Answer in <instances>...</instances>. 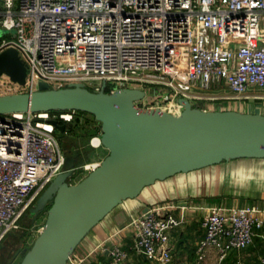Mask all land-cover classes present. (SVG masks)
<instances>
[{
	"label": "built area",
	"instance_id": "1",
	"mask_svg": "<svg viewBox=\"0 0 264 264\" xmlns=\"http://www.w3.org/2000/svg\"><path fill=\"white\" fill-rule=\"evenodd\" d=\"M8 47L18 49L28 74L24 85L2 75L0 94L32 92L41 81L54 88L82 83L93 91L106 84L109 93L143 89L136 102L143 109L179 115L181 98L205 109H235L226 91L249 104L264 93V0H0V52ZM54 120L66 125L65 134L75 124L99 127L91 145L102 146L100 123L81 111L0 115V243L63 172L67 155ZM102 159L76 165L74 178ZM176 207L159 202L129 221L137 254L173 263L171 233L181 223ZM201 227L196 264L210 255L221 263L264 237V208L210 205ZM99 249L109 254L101 264L129 260L119 243ZM92 254L68 264H93Z\"/></svg>",
	"mask_w": 264,
	"mask_h": 264
},
{
	"label": "water",
	"instance_id": "2",
	"mask_svg": "<svg viewBox=\"0 0 264 264\" xmlns=\"http://www.w3.org/2000/svg\"><path fill=\"white\" fill-rule=\"evenodd\" d=\"M27 74L18 49L0 52V77L24 85ZM105 87L93 91L72 83L54 88L41 81L32 92L0 94V115L54 110L91 114L101 125L99 139L108 150L100 164L77 181L73 169L79 159L66 156L63 172L31 209L33 218L44 211L46 218L19 264H68L109 213L157 181L231 159L264 158V111L205 109L181 98L183 110L175 115L141 108L136 102L145 97L143 89L124 87L109 93ZM53 123L63 138L66 125Z\"/></svg>",
	"mask_w": 264,
	"mask_h": 264
},
{
	"label": "crops",
	"instance_id": "3",
	"mask_svg": "<svg viewBox=\"0 0 264 264\" xmlns=\"http://www.w3.org/2000/svg\"><path fill=\"white\" fill-rule=\"evenodd\" d=\"M80 128L86 127L81 125ZM88 133L90 131L78 130L67 136L71 145L74 143L67 153L85 154L87 151L77 140ZM166 201L179 205L174 209V214L181 221L171 233V245L176 258L172 264H196L197 243L204 235L201 220L206 212L205 206L228 203L239 206L257 204L264 208V158L231 159L155 182L144 188L138 197L125 200L109 213L85 237L71 259L79 260L93 251L92 263L101 264L109 258V254L101 251L99 245L104 244L109 248L112 243H119L129 253L126 264H150L146 257L133 250L132 233L126 225L148 207ZM263 255L264 237L258 236L249 247L231 252L218 264H261L259 260Z\"/></svg>",
	"mask_w": 264,
	"mask_h": 264
},
{
	"label": "rangeland",
	"instance_id": "4",
	"mask_svg": "<svg viewBox=\"0 0 264 264\" xmlns=\"http://www.w3.org/2000/svg\"><path fill=\"white\" fill-rule=\"evenodd\" d=\"M222 95L227 96V97L230 96V98H229V100L231 102L230 107H235V109L248 111L249 108H246L243 106H246V104L247 103L249 104V102L245 103L244 99H242V98L241 99L240 98H231V94L228 91H226ZM261 96H262V98L257 99V100H252L253 102L250 103L249 105H247V106L251 107L250 111H252V112L264 111V93L263 92L261 93ZM207 104H210V103H207ZM209 106H211V105H209ZM84 115H86L87 117H90V119L94 120V117L91 114L84 112ZM78 130L84 131V132L90 131V133L86 134L85 137H83L82 139L76 138V139H78L77 140L78 143L83 146L85 151H87L85 154L81 155L79 162L89 163L92 161H96L99 158H104L107 155L108 150L104 146H101L99 148H95L90 144L91 138L93 137V131H99L100 130L99 127H97V128L93 127L92 129H90V127H88L87 129L86 128L81 129L80 126H77L75 124L73 131H78ZM79 178H80V176L75 177L74 181L79 180ZM168 202L174 203L173 201H168ZM217 204L229 205L228 203H217ZM211 205H214V203ZM33 207H34V204L31 208H29V210H27V212L21 218V220L19 222L20 223L19 228L12 230L0 243V247H1L0 248V257L2 260H4V262H2L0 264H19L23 254H24V252H23L24 248L29 247L32 244L33 240L38 236L39 229L44 224V221L46 218V212L44 211V212L39 213L37 215V217L35 219H33L32 218L33 215L31 213V209ZM209 207H210V205L205 206V208H206L205 214L207 213V209ZM26 215H29V218ZM15 234H17L18 236L14 237ZM8 247L9 248L13 247V249L8 252L7 251ZM209 257H210V259H209ZM209 257H208L207 261H205V263H203V264H218V262L215 260L214 255H210ZM173 258H174L173 262H175V260H176L175 255ZM149 263L150 264H157V263L151 262V261H149Z\"/></svg>",
	"mask_w": 264,
	"mask_h": 264
},
{
	"label": "flooded vegetation",
	"instance_id": "5",
	"mask_svg": "<svg viewBox=\"0 0 264 264\" xmlns=\"http://www.w3.org/2000/svg\"><path fill=\"white\" fill-rule=\"evenodd\" d=\"M73 128H74V126H70V131H71V132L68 133V134H65L63 138H59L60 144H61L63 150L65 151L66 155H68L67 152H68V151L70 150V148H72V146L74 145V143L71 145L70 141L67 140V139H68L67 136H69V135L72 134V132H73ZM70 146H71V147H70ZM69 154L73 155V153H69ZM76 155H77V158L80 160V158H81V154L78 152V153H76ZM26 216L29 218V215H26ZM32 218H33V217H32Z\"/></svg>",
	"mask_w": 264,
	"mask_h": 264
},
{
	"label": "trees",
	"instance_id": "6",
	"mask_svg": "<svg viewBox=\"0 0 264 264\" xmlns=\"http://www.w3.org/2000/svg\"><path fill=\"white\" fill-rule=\"evenodd\" d=\"M33 219H35V218H33ZM263 233H264V230H263ZM15 236H18V235L15 234L14 237H15ZM7 238H8V237H7ZM255 238H258V236L255 237ZM254 240H255V239H254ZM0 248H1V247H0ZM23 248H24V247H23ZM12 249H13V247H10V248L8 247V250H7V251L9 252V251L12 250ZM25 249H27V247L24 248V251H25ZM24 251H23V252H24ZM263 256H264V255H263ZM2 262H4V260H2L1 257H0V263H2ZM260 262H261V261L259 260V263H260Z\"/></svg>",
	"mask_w": 264,
	"mask_h": 264
},
{
	"label": "bare ground",
	"instance_id": "7",
	"mask_svg": "<svg viewBox=\"0 0 264 264\" xmlns=\"http://www.w3.org/2000/svg\"><path fill=\"white\" fill-rule=\"evenodd\" d=\"M94 142H95V143H98V139H95Z\"/></svg>",
	"mask_w": 264,
	"mask_h": 264
}]
</instances>
